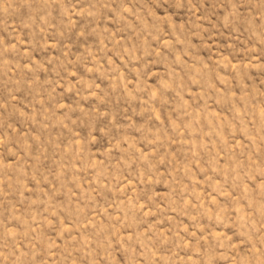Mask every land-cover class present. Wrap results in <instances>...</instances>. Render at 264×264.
Returning <instances> with one entry per match:
<instances>
[{
  "label": "rangeland",
  "instance_id": "rangeland-1",
  "mask_svg": "<svg viewBox=\"0 0 264 264\" xmlns=\"http://www.w3.org/2000/svg\"><path fill=\"white\" fill-rule=\"evenodd\" d=\"M0 264H264V0H0Z\"/></svg>",
  "mask_w": 264,
  "mask_h": 264
}]
</instances>
